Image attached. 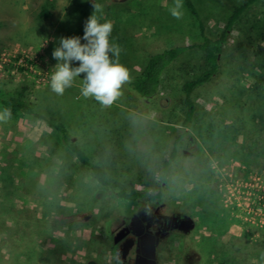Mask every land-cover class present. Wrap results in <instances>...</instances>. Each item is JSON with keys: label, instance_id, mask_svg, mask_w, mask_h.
I'll use <instances>...</instances> for the list:
<instances>
[{"label": "rangeland", "instance_id": "374dc122", "mask_svg": "<svg viewBox=\"0 0 264 264\" xmlns=\"http://www.w3.org/2000/svg\"><path fill=\"white\" fill-rule=\"evenodd\" d=\"M192 1L207 34L217 37L245 0ZM95 2L101 22L113 23L110 40L121 46L131 79L151 48L173 46L179 36L188 44L201 39L183 0L180 19L169 11L174 0ZM92 12V0H0V97L24 92L127 192L156 190L161 160L184 132V83L206 70L204 54L191 49L177 60L152 101L126 84L102 106L82 96L83 73L57 95L53 50L61 37H83ZM195 100L196 118L163 185V202L194 219L191 248L176 245L160 264H264V0L239 18L221 74ZM138 207L101 186L45 121L0 122V264H108L111 230Z\"/></svg>", "mask_w": 264, "mask_h": 264}, {"label": "trees", "instance_id": "16d2710c", "mask_svg": "<svg viewBox=\"0 0 264 264\" xmlns=\"http://www.w3.org/2000/svg\"><path fill=\"white\" fill-rule=\"evenodd\" d=\"M186 8L197 19L199 23L201 39L199 41L188 44L185 38L178 37L177 44L173 46L159 45L151 48L146 65L138 75H135L125 88L140 100L152 101L157 98L162 85L163 77L173 64L191 49H198L204 54L206 70L201 74H197L193 79H189L183 86V104L185 107V119L183 122L184 132L177 136L174 148L169 154L163 156L161 160V184L156 190L152 191H131L127 192L121 185L111 178L105 169L87 156L73 140L66 125L58 118L47 116L40 113L35 107L26 100L24 92H16L9 98L0 97V108H10L12 117L32 116L41 119L52 128L62 140V143L70 151L76 154L81 163L87 167L94 179L104 187H108L118 197L132 201L154 202L163 200L164 183L167 181L168 174L173 162L177 159L179 153V143L187 134L191 122L196 118L197 103L195 93L198 89L209 84L216 76L222 72V55L225 52L226 44L231 38L233 29L242 14L254 3L259 0H245L243 4L237 7L230 16L225 29L218 34L217 37H211L207 34L206 25L201 18L199 10L196 8L192 0H183Z\"/></svg>", "mask_w": 264, "mask_h": 264}, {"label": "clouds", "instance_id": "9594fccd", "mask_svg": "<svg viewBox=\"0 0 264 264\" xmlns=\"http://www.w3.org/2000/svg\"><path fill=\"white\" fill-rule=\"evenodd\" d=\"M93 12L88 17L83 37H61L52 56L58 63L50 76V88L57 95H63L72 87L81 74H86L81 86L83 97H93L102 106H111L121 95L122 88L131 82L129 69L120 62L122 48L112 42L111 21L101 22L102 6L92 0ZM182 0H174L170 14L180 19L183 15ZM81 40L85 43H81ZM73 61L79 66L73 67ZM12 117L10 108L0 111V122L7 123Z\"/></svg>", "mask_w": 264, "mask_h": 264}, {"label": "flooded vegetation", "instance_id": "af4514ba", "mask_svg": "<svg viewBox=\"0 0 264 264\" xmlns=\"http://www.w3.org/2000/svg\"><path fill=\"white\" fill-rule=\"evenodd\" d=\"M137 202L136 211L111 230L108 264H150L153 260L160 264L164 257H174L172 250L176 245L185 250L191 248L195 222L189 229L187 217L193 219L190 215L167 206L163 200Z\"/></svg>", "mask_w": 264, "mask_h": 264}, {"label": "water", "instance_id": "95a60500", "mask_svg": "<svg viewBox=\"0 0 264 264\" xmlns=\"http://www.w3.org/2000/svg\"><path fill=\"white\" fill-rule=\"evenodd\" d=\"M187 220H188V225H189V229H192L193 226H194V221L193 219H191L190 217H187ZM193 223V225H192ZM152 257L154 258L155 256L152 255ZM88 264H96L95 261H89ZM150 264H156V261H151Z\"/></svg>", "mask_w": 264, "mask_h": 264}, {"label": "built area", "instance_id": "2783aa9c", "mask_svg": "<svg viewBox=\"0 0 264 264\" xmlns=\"http://www.w3.org/2000/svg\"><path fill=\"white\" fill-rule=\"evenodd\" d=\"M25 59L22 57L20 60H19V62H18V64H20L21 66H24L25 65Z\"/></svg>", "mask_w": 264, "mask_h": 264}]
</instances>
